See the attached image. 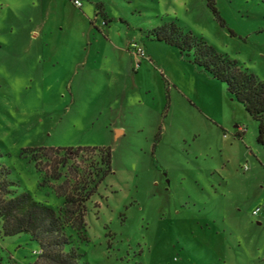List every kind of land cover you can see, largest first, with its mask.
<instances>
[{"label": "rangeland", "instance_id": "374dc122", "mask_svg": "<svg viewBox=\"0 0 264 264\" xmlns=\"http://www.w3.org/2000/svg\"><path fill=\"white\" fill-rule=\"evenodd\" d=\"M78 1L0 0V164L12 189L57 212L21 150L108 147L83 231L65 228L82 264H264L257 123L221 82L141 36L174 22L264 81V1L214 0L216 14L205 0ZM37 254L27 235L0 236V264Z\"/></svg>", "mask_w": 264, "mask_h": 264}, {"label": "trees", "instance_id": "16d2710c", "mask_svg": "<svg viewBox=\"0 0 264 264\" xmlns=\"http://www.w3.org/2000/svg\"><path fill=\"white\" fill-rule=\"evenodd\" d=\"M205 1L216 14L214 0ZM95 8L96 15L102 16L101 5L96 3ZM141 32L143 39L174 48L180 58L198 72L221 82L228 96L257 123L255 140L264 150V81L241 69L235 60L201 37L183 32L174 22ZM127 50L131 49L128 47ZM20 154L28 155L40 174L39 187L51 186L61 206L56 212L49 205L36 201L27 191L16 193L12 189L14 183L7 178L9 169L0 164V236L27 235L38 250L32 264H82L83 255L72 246L65 228L78 233L83 231L86 203L111 173L110 149L27 148Z\"/></svg>", "mask_w": 264, "mask_h": 264}, {"label": "built area", "instance_id": "2783aa9c", "mask_svg": "<svg viewBox=\"0 0 264 264\" xmlns=\"http://www.w3.org/2000/svg\"><path fill=\"white\" fill-rule=\"evenodd\" d=\"M72 4L75 5V6H77V7L80 6V2H79L78 0H72ZM129 48L131 49V51H132L135 55H137V56H139V57H141V58H144V57H145V54H144L142 48H141L138 44H136L135 42L131 43V44L129 45ZM258 212H259V209L256 208V209H254V210L252 211V215H257Z\"/></svg>", "mask_w": 264, "mask_h": 264}, {"label": "water", "instance_id": "95a60500", "mask_svg": "<svg viewBox=\"0 0 264 264\" xmlns=\"http://www.w3.org/2000/svg\"><path fill=\"white\" fill-rule=\"evenodd\" d=\"M122 135V131L117 130L114 132V138L117 139L118 137H120Z\"/></svg>", "mask_w": 264, "mask_h": 264}, {"label": "crops", "instance_id": "0c3cea01", "mask_svg": "<svg viewBox=\"0 0 264 264\" xmlns=\"http://www.w3.org/2000/svg\"><path fill=\"white\" fill-rule=\"evenodd\" d=\"M193 67V66H192ZM194 70H196L195 68H193ZM196 72H198L197 70H196Z\"/></svg>", "mask_w": 264, "mask_h": 264}]
</instances>
